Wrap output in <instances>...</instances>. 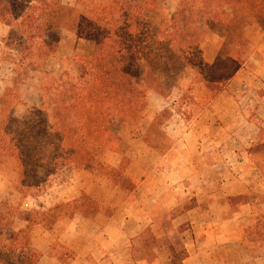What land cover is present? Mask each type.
<instances>
[{
	"label": "rangeland",
	"instance_id": "1",
	"mask_svg": "<svg viewBox=\"0 0 264 264\" xmlns=\"http://www.w3.org/2000/svg\"><path fill=\"white\" fill-rule=\"evenodd\" d=\"M60 1L72 7L77 4V0ZM132 1L140 6V20L154 27H159L162 22L165 24L171 19L180 3V0H153L150 5L147 0ZM238 1L230 4L211 2L209 9L213 18L210 19L214 22L206 24L204 17L199 18L198 26H203L200 29L202 35L192 48L194 68L188 67L179 78V86L166 94L148 91L140 108V119L135 122L128 119L125 126L118 128L119 131L124 129L122 133L124 132V148L128 161H124L123 155L110 149L99 152L98 159L111 165L117 166L124 162L114 173V178L120 184L103 177L99 169L89 166L75 170L69 168L51 175L47 189L38 197H24L16 190L11 178L13 170L17 168L15 160L9 158L4 163L0 162V208L10 204L19 211L18 216H13L7 214L8 210L4 208L10 230L27 228L28 222L22 216L24 212L37 209L41 211L42 208H52L75 199L82 200L83 196L90 200L89 209L96 215L95 219H98V225L88 223L81 215L74 216L71 209L61 207L54 213L62 217V228L51 232L39 220L44 217L39 216V221L36 222L41 223L31 226L32 245L41 254L37 264H57L52 263V255L60 260V264H87L81 258L76 259L74 250L60 239L62 232L74 220L77 224L82 223L76 243L90 242L95 246L104 244L111 248L114 244L106 236L120 232V226L112 219L113 214L127 206L133 191L146 176L152 172L155 175L161 174L162 170L166 171L177 164L179 155L183 154L182 138L191 130L212 132L218 137L231 135L227 141L218 138L214 143L208 142L212 147L208 158L214 164L224 163L229 168V171L223 173L226 180L236 178L239 174L247 178L244 168L249 174L248 177L254 179L250 194L233 198L232 201L249 200L255 198L258 191H264V174L258 176L256 169L254 170L258 167L264 168V21L257 22L254 19L255 12L242 1ZM202 5L204 4L200 0L195 6L200 9ZM221 9L226 11L227 16H221ZM2 35L4 34L0 32V39ZM25 37L30 43L29 51L16 45L8 47L5 42L0 41V96L12 77L14 67H17L19 73H25L21 76L23 80L17 90L18 99L10 109L11 115L29 120L34 106L42 101L46 102L52 89L58 87L59 80L65 79L61 73L67 72L71 77L80 74L81 58L93 54L94 42L63 30L57 54L53 57H42L37 52L42 41L40 34L27 32ZM11 62L16 64L11 65ZM220 102L225 110L215 107ZM224 116L229 119L225 129L223 123H215L209 127L207 122L220 119L221 123ZM245 119L253 120L259 129L255 125L246 124ZM224 130L225 135L222 134ZM245 133L250 138H246ZM253 145H256L255 150H249ZM223 148L230 151L226 156L220 151ZM30 154L27 164L29 167H37L40 162L33 160L35 153ZM30 183L33 181L30 180ZM196 189L195 183L185 181L173 186L162 196L155 210L154 222L131 240L136 258L147 254V260H155L162 252L158 244L164 237L178 246L176 242L181 235L177 232L178 227L172 222V217L176 212L192 205ZM241 189L243 188L236 190ZM178 200L181 202L180 206L177 205ZM91 201L96 208H91ZM95 237L97 239L94 241ZM246 237L255 240L252 232L250 234L246 231ZM153 239L156 241L155 245ZM252 246L256 247L254 253L261 251L257 243H252ZM161 260L163 263L171 261L170 253H164ZM88 264L98 262L94 260Z\"/></svg>",
	"mask_w": 264,
	"mask_h": 264
},
{
	"label": "trees",
	"instance_id": "2",
	"mask_svg": "<svg viewBox=\"0 0 264 264\" xmlns=\"http://www.w3.org/2000/svg\"><path fill=\"white\" fill-rule=\"evenodd\" d=\"M147 1L152 5L153 0ZM197 1L200 0H180L172 18L154 27L140 20V6L132 0H77L74 7L60 0H0V21L11 28L9 36L2 40L8 47L16 45L29 51L27 32L40 34L37 52L42 57L57 54L63 30L94 42L93 54L81 58L80 74L71 77L61 73L65 79L59 80L46 102L34 106L29 120L11 115L10 106L18 99L17 90L25 74L19 73L17 67L12 69V77L0 96V162L15 160L17 168L11 178L22 196L38 197L47 189L51 175L69 168L99 169L103 177L120 184L114 173L124 162L111 165L98 159L99 152L110 149L128 161L124 129L118 128L125 126L128 119H140L148 91L164 95L179 86L184 71L195 66L191 57L195 41L202 35L199 18L210 23L212 1L230 4L235 0H201L204 5L200 9L195 6ZM241 1L255 12L257 22L264 21V0L238 2ZM220 14L227 16L224 9ZM30 153H35L33 160L40 162L37 167L27 164ZM83 197L22 213L28 226L17 231L10 230L4 208L13 216H18V209L10 204L2 206L0 264H37L41 254L32 245L31 226L44 222L48 231L57 230L63 221L54 212L61 207L74 211V216L95 219L89 209L90 200ZM240 202L243 201L235 203ZM91 208H96L92 201ZM184 210L173 214L172 220ZM39 216L44 219L37 223ZM190 230L189 223L177 228L181 235L177 247L165 237L158 244L170 253L171 264H183L188 257L186 234ZM152 242L155 245L154 239ZM140 259H148V255Z\"/></svg>",
	"mask_w": 264,
	"mask_h": 264
},
{
	"label": "crops",
	"instance_id": "3",
	"mask_svg": "<svg viewBox=\"0 0 264 264\" xmlns=\"http://www.w3.org/2000/svg\"><path fill=\"white\" fill-rule=\"evenodd\" d=\"M10 31L11 28L0 21V32L4 34L0 39L1 42L9 36ZM215 107L221 110L226 109L221 102ZM227 122L229 119L224 116L221 123L220 119L207 123L209 127L215 123L220 125L223 123V129H225ZM245 122L258 127L253 120L245 119ZM222 134L225 135L226 131L224 130ZM245 135L246 138H250L248 133ZM229 137L231 138V135L218 137L212 132L201 133L197 130L187 132L182 138L183 154L179 155L180 160L177 164L166 171L162 170L161 174L155 175L152 172L146 176L133 191L127 206L113 214L112 219L120 226V232L106 236V239L110 238L114 244L111 248L104 244L95 246L90 242L76 243L79 226L82 224L75 223L76 220L65 228L60 239L74 250L76 259L81 258L82 262L87 264L94 260L98 264H171V261L163 263L161 260L164 253H169L165 247H159L162 252L155 260L136 258L131 240L154 222L155 210L162 196L170 188L185 181H191L197 188L193 194L192 205L172 220L177 227L185 223L191 226V230L186 234L188 257L183 264H264V191H258L255 198L235 203L232 201L233 198L250 194V189L255 183L254 179L248 177L249 174L244 168L247 178L239 174L236 178L226 180L223 173L229 171V168L224 163L214 164L208 158L212 148L208 142L214 143L218 138L227 141ZM220 151L224 156L230 152H227L225 148ZM254 170L258 176L264 174L262 167L254 168ZM241 187L243 189L236 190ZM177 205H181L179 200ZM82 219L93 224H97L98 220L84 217ZM246 231L250 234L252 232L255 240L247 239ZM96 239L97 237L93 240ZM252 243H257L261 251L254 253L256 247H253ZM76 259L74 263L77 262ZM52 263L60 264L61 262L52 255Z\"/></svg>",
	"mask_w": 264,
	"mask_h": 264
}]
</instances>
